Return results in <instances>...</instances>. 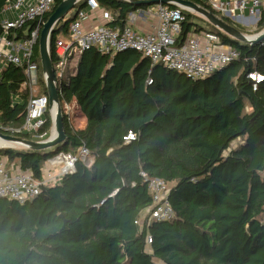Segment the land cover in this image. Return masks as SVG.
Instances as JSON below:
<instances>
[{
    "label": "trees",
    "instance_id": "trees-1",
    "mask_svg": "<svg viewBox=\"0 0 264 264\" xmlns=\"http://www.w3.org/2000/svg\"><path fill=\"white\" fill-rule=\"evenodd\" d=\"M8 1L0 0V13ZM63 0L46 14L45 22ZM245 33L208 0H192ZM112 11L106 26L124 29L130 15L155 4L98 0ZM57 24L55 40L69 36L74 11ZM175 7V6H171ZM183 34L200 31L205 21L240 58L204 79L151 66L141 52L116 54L90 48L80 54L74 74L60 83V102L74 101L87 118L76 129L64 115L65 143L48 150L0 148V158L42 178L46 161L82 146L93 162L82 160L60 182L21 204L0 198V264H264V40L238 41L195 13L185 12ZM28 22L19 36L31 33ZM264 30V12L256 33ZM38 92L48 95L39 53ZM260 74L256 82L250 74ZM22 67L0 69V123L21 129L30 97ZM41 136L23 130L14 135L46 140L53 127L50 111ZM134 139L127 140L129 132ZM147 178L170 187L174 217L150 219ZM151 242L148 243V239Z\"/></svg>",
    "mask_w": 264,
    "mask_h": 264
},
{
    "label": "built area",
    "instance_id": "built-area-1",
    "mask_svg": "<svg viewBox=\"0 0 264 264\" xmlns=\"http://www.w3.org/2000/svg\"><path fill=\"white\" fill-rule=\"evenodd\" d=\"M208 1L217 12L231 19L240 18V22H258L264 12V0ZM54 5L55 0H12L8 1L0 13V69L10 64L22 67L26 75L23 88L29 89L30 92L22 128H4L0 123V133L14 135L15 132L23 130L41 136L40 131L46 122L45 113L49 110V98L48 95H40L38 92L39 66L35 59V46L40 38L45 16ZM87 5L89 11H80L70 23L69 36H58L55 40L57 61L53 66L59 88L66 70L76 65L82 52L94 47L107 54L134 49L148 57L152 67L161 63L192 79H204L240 58V52L236 48L223 44L221 37L210 30L191 31L184 35L183 23L187 10L181 7L157 4L154 9L158 19L157 26L150 32L141 33L132 26L136 19L134 14L130 15L127 26L122 30L106 25L86 27L90 11L100 8L98 0H87ZM11 12L13 16L10 15ZM112 17L110 9L105 11L107 21H111ZM28 22L35 23L34 29L29 34L19 36V31ZM249 76L256 82L263 79L257 73ZM62 110L69 122H72L75 113L81 108L74 101L65 102ZM134 138V133L130 131L126 139ZM79 160L88 166L92 164L93 160L87 147L82 146L76 153L59 152L46 161L42 178L37 179L31 170H21L14 164H8L6 159L0 158V198L23 204L38 196L43 186L54 185L60 182L64 175L74 172ZM142 175L148 182L152 196V206L144 217L150 214V219H172L174 211L169 199L170 185L159 178L149 179L144 172ZM149 242L151 238L148 239Z\"/></svg>",
    "mask_w": 264,
    "mask_h": 264
},
{
    "label": "water",
    "instance_id": "water-1",
    "mask_svg": "<svg viewBox=\"0 0 264 264\" xmlns=\"http://www.w3.org/2000/svg\"><path fill=\"white\" fill-rule=\"evenodd\" d=\"M80 0H63L48 20L44 23L40 38H39V53L41 57V65L47 86L49 98V111L53 122L52 135L42 141L29 140L16 135L0 133V138L12 143L15 147H23L32 150H48L59 144L65 143L67 135L64 127V114L60 102V90L56 84V76L54 72L53 61L50 54V37L55 31L58 23L65 18L76 8ZM131 4H165L169 6L181 7L188 12L196 13L209 21L213 26L217 27L230 37L249 45H256L264 40V30L254 35H247L227 23L223 18L217 16L214 12L197 4L192 0H126ZM79 9L74 11V17H77ZM238 22L241 21L237 18ZM56 108V114H53V108ZM6 147V148H15ZM67 175V174H66Z\"/></svg>",
    "mask_w": 264,
    "mask_h": 264
},
{
    "label": "crops",
    "instance_id": "crops-1",
    "mask_svg": "<svg viewBox=\"0 0 264 264\" xmlns=\"http://www.w3.org/2000/svg\"><path fill=\"white\" fill-rule=\"evenodd\" d=\"M155 7L156 6H153L147 10H138L137 12L133 13L134 15H136V19L132 26L136 31L146 33L152 31L157 26L158 19L157 16L154 14ZM107 10L108 9H106L105 7L100 6L99 9L93 12L90 11V18L85 23L86 27L94 25H106L108 21L105 19V11ZM85 11H89V7H87ZM77 113L78 115L75 116L73 119H76L77 123H80L79 126L75 127L73 121L71 123L76 129H84L87 125V118L81 110H78Z\"/></svg>",
    "mask_w": 264,
    "mask_h": 264
},
{
    "label": "rangeland",
    "instance_id": "rangeland-1",
    "mask_svg": "<svg viewBox=\"0 0 264 264\" xmlns=\"http://www.w3.org/2000/svg\"><path fill=\"white\" fill-rule=\"evenodd\" d=\"M210 1H216V0H210ZM10 15L13 16L14 14L11 12ZM198 16H200V15H198ZM195 20L197 22V25L193 26V29H194V27H198V28L204 27V29L210 30V27L208 26V24L205 21H203V20H201L199 18H196ZM232 20L235 23L239 24L243 29H245V31H244L245 33L244 34H247V35H254V34H256L255 31L257 30V25H258L259 21L258 22H253V21H248V22H243L242 21V22H238V20H236V19H232ZM74 68H75V66H73L71 68H68L66 70L65 75H64V78H63L64 83H67L68 82V79H69L68 77H69V75H71V74L74 73ZM77 115H78V113L76 112L75 113V116H77ZM72 121L74 122V126L75 127H78L79 126L80 123H77V120L76 119L75 120L72 119ZM52 133H53V128L51 129L50 136L52 135ZM15 148L22 149L23 147H15Z\"/></svg>",
    "mask_w": 264,
    "mask_h": 264
},
{
    "label": "bare ground",
    "instance_id": "bare-ground-1",
    "mask_svg": "<svg viewBox=\"0 0 264 264\" xmlns=\"http://www.w3.org/2000/svg\"><path fill=\"white\" fill-rule=\"evenodd\" d=\"M53 114L54 115L56 114V108L55 107L53 108ZM10 146L15 147V145H13L12 143L7 142V141L0 138V148L10 147Z\"/></svg>",
    "mask_w": 264,
    "mask_h": 264
}]
</instances>
